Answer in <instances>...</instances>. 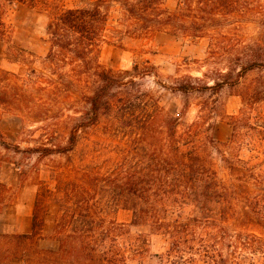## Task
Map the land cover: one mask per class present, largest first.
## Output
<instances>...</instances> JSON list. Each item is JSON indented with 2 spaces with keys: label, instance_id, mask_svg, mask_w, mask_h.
Segmentation results:
<instances>
[{
  "label": "trees",
  "instance_id": "16d2710c",
  "mask_svg": "<svg viewBox=\"0 0 264 264\" xmlns=\"http://www.w3.org/2000/svg\"><path fill=\"white\" fill-rule=\"evenodd\" d=\"M79 1L87 4L0 0V38L12 31L8 14L16 5L40 8L49 16L48 52L40 59L43 69L34 68L36 60L26 56L24 62L31 66L15 75L23 83L15 87L8 84L10 72L0 69V106L43 119L52 110L59 117L70 109L73 120L82 113L70 128L68 146L56 149L44 143L28 148L41 157L74 149L79 131L97 126L102 115L107 117V133L125 138L126 146L117 145L118 159L112 167L81 165L73 179L61 175L54 186L43 184L31 230L0 233V264H128L127 251L144 253L147 239L142 233L128 236L127 224L108 218V208L121 201L132 210L131 224H149L153 233L167 237V248L156 254L155 264H255L264 249V239L256 232L264 231V75L240 94L243 106L230 115V140L218 141L204 135L211 126L204 125L211 110L203 106L191 124L182 122L187 104L177 117L162 114L159 100L143 92L138 80L154 73L148 61L135 63L131 70H116L98 59L107 41L112 3L129 21L130 34L210 37L216 53L231 41L225 23L248 14L250 0H180L176 10L165 0ZM245 55L248 61L240 64ZM242 56L238 71L221 73L226 83L215 80L203 90L218 92L239 84L248 71L264 69L260 55ZM91 81L97 85L88 92ZM174 88L185 94L196 89L186 82ZM77 102L87 108L78 110ZM4 139L0 129V143L5 145ZM213 153L222 162L223 176ZM49 201L58 207L56 249L40 246ZM188 206L197 213L183 217ZM170 213L177 216L169 218Z\"/></svg>",
  "mask_w": 264,
  "mask_h": 264
},
{
  "label": "rangeland",
  "instance_id": "374dc122",
  "mask_svg": "<svg viewBox=\"0 0 264 264\" xmlns=\"http://www.w3.org/2000/svg\"><path fill=\"white\" fill-rule=\"evenodd\" d=\"M179 2L165 0L170 10H176ZM65 3L87 4L79 0H65ZM250 5L248 14L225 23L224 30H229L231 41L225 44L227 47L223 46L212 53L210 37L194 38L168 32H157L150 37L130 34L129 21L120 6L112 3L109 7L107 41L101 45L99 62L116 70H131L135 63L145 65L148 61L149 66H154V73L139 77L138 80L143 92L159 100L163 115L177 117L187 104L188 110L182 122L191 124L198 119L203 106L211 110L208 123L204 124L205 127L211 126L204 135H210L218 141H229L232 136L230 115L238 114L243 106L240 94L256 84L259 75H264V69L248 71L239 84L225 85L218 92L203 89L206 84H215V80L226 83L227 78L221 73L231 68L238 71V58L242 52L260 55L264 60V0H250ZM48 19L47 12L26 5H16L9 12L8 22L12 31L8 36L0 38V69L10 72L8 84L11 86L23 85L22 80L15 75L24 74L31 66L27 61L24 62L26 56H33L31 58L36 60L32 64L34 68L43 69L40 59L48 52L45 33ZM232 43H235V49ZM242 58L240 64L248 61L246 55ZM182 82L191 83L196 89L185 94L174 88ZM96 85L91 81L86 91L90 92ZM77 104L78 110L87 108L84 102ZM261 105L264 107V102ZM56 111H50L43 119L34 118L17 107L9 110L0 106V129L5 136V145L0 143V233L31 230L36 195L44 187L43 184L54 186L61 175L73 179L81 165L97 164L103 169L112 167L118 159L117 145L126 146L125 138L114 139L107 133V117L102 115L97 126L79 131L76 145L68 153L57 151L41 157L29 151L28 148H37L44 143L56 149L68 146L70 128L82 118V113L77 114L76 120H73L68 117L73 114L70 109H65L59 117ZM243 155L249 157L250 153L243 152ZM212 158L219 175L223 176L225 171L218 155L213 153ZM47 205L45 238L40 241V246L56 249L58 240L55 238L54 225L58 207L53 201ZM196 213L188 206L183 210V217ZM107 215L109 219L127 224L128 236L135 237L142 233L147 239L146 243H142L146 248L144 253L127 251L128 264H155L158 261L156 254H161L167 248L166 236L153 233L149 224H131L132 210L126 208L122 201L108 208ZM175 216L177 213H170L169 218ZM256 232L264 239V231ZM255 264H264V249L255 259Z\"/></svg>",
  "mask_w": 264,
  "mask_h": 264
}]
</instances>
